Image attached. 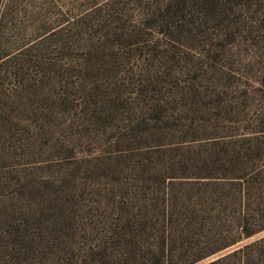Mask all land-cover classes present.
<instances>
[{
    "label": "rangeland",
    "instance_id": "obj_1",
    "mask_svg": "<svg viewBox=\"0 0 264 264\" xmlns=\"http://www.w3.org/2000/svg\"><path fill=\"white\" fill-rule=\"evenodd\" d=\"M212 263L264 264V0H0V264Z\"/></svg>",
    "mask_w": 264,
    "mask_h": 264
},
{
    "label": "trees",
    "instance_id": "obj_2",
    "mask_svg": "<svg viewBox=\"0 0 264 264\" xmlns=\"http://www.w3.org/2000/svg\"><path fill=\"white\" fill-rule=\"evenodd\" d=\"M245 177L246 176H243L242 178L236 177V179H243ZM191 184L192 185H198L200 187H204V189H207L211 192V195H215L216 193H218L221 189H223L226 186L234 187L236 192L241 195V192L245 191L244 187L246 186V183H228V184H226V183H191ZM240 232L242 234V237H250L253 235V233H251V231H249L245 225L241 226ZM240 238L241 237H239L236 240H232V241H229L228 243H225L224 245H222L220 247V249H224V248H227V247L234 245L237 241H239ZM237 253L238 252L235 251V252L231 253L229 256L237 255ZM212 264H214V263H212Z\"/></svg>",
    "mask_w": 264,
    "mask_h": 264
}]
</instances>
